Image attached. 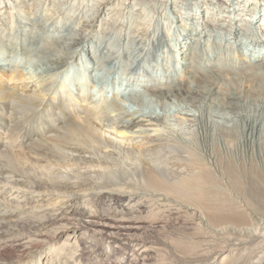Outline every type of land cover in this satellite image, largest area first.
<instances>
[{
    "label": "bare ground",
    "instance_id": "6f19581e",
    "mask_svg": "<svg viewBox=\"0 0 264 264\" xmlns=\"http://www.w3.org/2000/svg\"><path fill=\"white\" fill-rule=\"evenodd\" d=\"M47 1H0V183L39 203L21 212L79 198L183 211L185 256L149 264H216L224 226L235 251L218 264H264V0H122L108 17L115 0ZM19 51L36 56L33 75L15 67ZM113 80L132 110L84 87Z\"/></svg>",
    "mask_w": 264,
    "mask_h": 264
},
{
    "label": "rangeland",
    "instance_id": "374dc122",
    "mask_svg": "<svg viewBox=\"0 0 264 264\" xmlns=\"http://www.w3.org/2000/svg\"><path fill=\"white\" fill-rule=\"evenodd\" d=\"M88 1L75 0L73 10L85 6ZM94 1L96 0H93L90 3L91 5L86 7V11L90 10L92 5H95ZM121 2L122 0H115L113 5L103 14V17H108L107 15L110 13L112 15L121 5ZM129 2L130 0H127L126 5ZM49 3L51 4L52 0ZM49 3L47 1V6H49L47 11L51 6ZM134 8L135 6H131L129 10ZM158 8L159 4L155 5L152 12H156ZM162 9L161 7V11ZM4 11H0L1 14H4ZM172 14L174 13L171 11ZM146 15L142 17L145 23L149 20V16ZM143 22H140V24ZM129 23V21L126 23L127 27ZM27 31H30L29 34L31 35L33 30ZM157 45L159 46L158 43L154 46L155 54H150L152 59H156V56L163 54L162 51L165 50L164 47H158ZM163 55H165V58L163 61L159 59V65H162L171 57L170 53L167 52ZM12 58L15 67L18 71H23L25 76H31L36 72L39 62H35L36 56L34 53L29 56L27 53L19 51L13 53ZM149 63L148 61L145 64ZM123 65L125 63L121 64V69ZM137 66H144L143 60L139 61ZM1 77L8 85H18V81H20L18 79L10 81L8 75L2 73ZM93 84L92 81H89L84 85L89 94H96L100 101L106 99L107 103H111L112 99H118V102H120L119 100L123 98L121 104L132 110L133 105L128 100V93L124 94L125 97L122 95L125 86H119L115 80L108 81L106 83L107 88L102 91L100 88H94ZM116 95L118 98H115ZM170 107H172L171 104H169ZM6 135V130L0 128V141ZM26 153L28 152L26 151ZM10 189V184L0 183V220L4 216L11 219V224L3 226L9 233L3 230V232H0V251H4V254L0 257V264H149L157 261L163 255H173L176 258L185 256V248L182 247V243L186 242L187 244L186 238L188 235L185 240H180L178 237L187 234L186 232L190 228V216L183 211L170 215L155 214L148 212L145 207L132 208L126 206L122 201L107 198H79L69 208L61 205V209L50 210L49 207H44L26 215L21 210L23 211L24 208L30 209L39 203L32 199L29 202L20 199L19 202H16L14 199L20 196V193L16 192L15 189ZM24 190H26L25 192L29 197L32 196L31 189L24 188ZM225 191L226 195L232 197V186H229ZM49 201L41 202V205ZM3 203L4 206H2ZM7 206L14 208L16 211L11 215H5L4 211ZM15 206H18V208ZM47 211H50L48 215ZM46 215L47 217H44ZM224 228L222 234H220L222 230L217 233L218 235L215 234L216 237H219V241L216 242L215 252L217 254H214V256L221 252L222 257H225L235 251L234 247L231 246L227 249L224 248L226 243L220 237L231 235V231L227 230L225 226ZM214 229H218V227L214 226ZM191 233H194V231L192 230ZM219 246L223 247L218 248ZM221 259L217 260L216 264L220 263ZM213 261L215 259L210 258L206 262ZM206 262L203 264H206Z\"/></svg>",
    "mask_w": 264,
    "mask_h": 264
}]
</instances>
